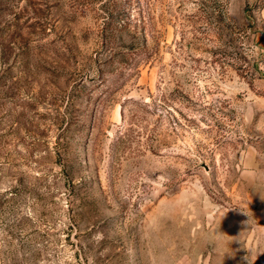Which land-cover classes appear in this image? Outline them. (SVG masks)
I'll return each mask as SVG.
<instances>
[{"label": "rangeland", "instance_id": "1", "mask_svg": "<svg viewBox=\"0 0 264 264\" xmlns=\"http://www.w3.org/2000/svg\"><path fill=\"white\" fill-rule=\"evenodd\" d=\"M0 264H264V0H0Z\"/></svg>", "mask_w": 264, "mask_h": 264}]
</instances>
